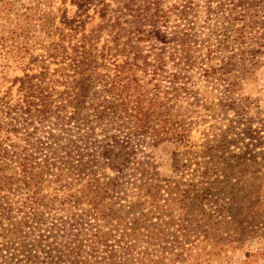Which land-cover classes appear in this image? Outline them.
Returning <instances> with one entry per match:
<instances>
[{
  "label": "rangeland",
  "instance_id": "374dc122",
  "mask_svg": "<svg viewBox=\"0 0 264 264\" xmlns=\"http://www.w3.org/2000/svg\"><path fill=\"white\" fill-rule=\"evenodd\" d=\"M105 2L110 4V10L115 11L123 0ZM207 2L195 0L198 12L194 15L196 17H190L196 23L194 28L200 39L207 38L212 30L210 25L216 26L223 17V11L209 16ZM219 2L211 3L216 8ZM256 2L264 6L262 2ZM143 5L142 0H136L133 12L127 15L128 21H133L132 17ZM178 5H183V1H162V10L170 17L167 26L161 30L168 41L172 40L174 30H180L183 24L172 10ZM100 6L94 1L86 13L79 15L72 0H0V264H20L30 250L26 245L32 244L38 234H46L53 223L63 224L62 218L67 220L72 212L76 213L71 208L75 196H80L89 182L107 191L101 195L100 203L109 216L108 221L98 222L104 233H113L108 240L117 246L115 264H264V229L255 226L243 236L235 234L232 232L234 226L228 224L230 220L219 218L218 213L212 211L216 207L212 206L213 201L220 202L223 207L234 194L240 195L237 188L246 186L241 189L245 192L251 184L264 183V155L261 153L264 149H256L246 169L239 166L238 159L232 158L229 162L236 170H224L229 174L225 179L221 165L210 163L214 162L212 159L208 161V155H215V151L210 152L209 148L229 129L230 120H236L234 110H227L224 105L234 101L235 111L264 121V51L256 64L248 65L247 73H240L238 66L233 75L225 73L222 77L221 72H217L210 81L203 76L201 65L196 63L189 72V84L198 90L197 99L201 104H196L192 98L182 101L173 109L174 116L170 117V121L175 122V132L183 134V138L158 144L149 138L144 141L135 138L132 144L141 143V150L129 161L116 191L107 190L109 180L117 176L111 164L113 161L122 162L123 158H114L119 148L112 154L113 161L102 157L110 137L104 132L106 127L95 122L68 121L67 115L73 113L72 108L63 111L62 117L56 119L52 115L44 122L37 114L33 117L35 107L31 108V116L25 114L27 101L36 100L30 96L37 94V86L47 87L50 78L59 80L66 75L76 76L74 70L79 57L75 46L83 35H91V31L102 22L98 14ZM75 19L77 21H73ZM41 20H50L47 29H41ZM126 25L128 32L130 24ZM95 38L92 39L93 51L99 56V51L110 39L107 29L98 39ZM141 48L146 55L150 44L141 43ZM198 50L195 49L194 53L197 59L206 54L204 48L201 52ZM169 51L164 60L168 73L175 71ZM231 54L230 49L222 51L204 67L218 69L222 60ZM150 57L153 59L152 55ZM124 59L119 57V61ZM99 61L102 60L99 58ZM98 73L105 74L106 71L100 68ZM138 76L142 82L147 80L143 71H139ZM26 77L32 79V90L23 88L22 79ZM213 83L222 85L212 86ZM100 86L95 87L99 89ZM57 89L63 91L64 87ZM33 90L36 91L34 94ZM92 127L94 133L90 130ZM33 132L31 143L36 145L40 142L38 139L44 143L41 145L43 152L34 155L36 161L43 164L45 155L56 151V158L52 159L56 165L36 168L34 173L43 176L41 182L35 184L30 180L31 183L26 185L20 181V166L11 155L26 153L24 147L29 148L26 139L31 138L27 135ZM213 149L218 150L217 147ZM222 154L223 150H220L216 155ZM139 161L144 162L142 167L138 166ZM206 167L210 169L208 179L197 172ZM136 168L139 171H135ZM216 176L222 183L212 185ZM158 185L162 187L160 193L154 190ZM232 187H235L234 191L230 190ZM206 194L211 201H206ZM82 201L80 209H87L88 201ZM33 212L36 214L29 216ZM34 218L39 219L38 225L31 221ZM28 220L32 223L27 225ZM134 222L138 223L135 227L137 237L132 236ZM64 225L66 228L61 226L63 230L57 235L72 239L73 230ZM162 231H165L164 237ZM120 234L127 236L120 239ZM127 245L131 249H127ZM182 247L190 249L189 254L182 258L174 256ZM47 260L48 257L42 255L38 264ZM99 264L105 263L102 260Z\"/></svg>",
  "mask_w": 264,
  "mask_h": 264
},
{
  "label": "trees",
  "instance_id": "16d2710c",
  "mask_svg": "<svg viewBox=\"0 0 264 264\" xmlns=\"http://www.w3.org/2000/svg\"><path fill=\"white\" fill-rule=\"evenodd\" d=\"M72 1L77 6L79 15L86 13L91 4L98 1L101 4L98 14L102 22L91 31V35H83L79 44L75 46L79 57L74 70L76 76L66 75L59 80L50 78L47 87L37 86V94H34L36 91L33 90L35 96H30L36 100L27 101L25 114L29 113L26 115L31 116V108L35 107L33 117L37 114L40 121L44 122L50 120L52 115H55L56 119L62 117L63 111L72 108L73 113L67 115L68 121L73 120L83 124L95 122L99 126L106 127L104 132L110 137L102 157L113 161L112 154L119 148L114 158L121 156L123 158L122 162H112L111 165L117 172V176L109 180L107 190L112 188L116 191L120 177L125 174L129 161L141 150V143L135 146L132 144L135 138L142 141L149 138L156 144L164 140L177 141L183 138V134L175 132L173 128L175 122L170 121V117L174 116L173 109L182 101L192 98L196 104H201L199 98L197 99L198 90L189 84V72L193 70L196 63L201 65L203 76L210 81L217 72H221L222 77H225V73L233 75L238 66L241 68L240 73H247L248 65L256 64L259 55L264 51V6L257 3V0H218L220 2L216 8L211 2L217 0H206L209 1L206 4L208 15L211 16L213 12L220 14L223 11V17L216 26L210 25L212 30L205 39H200L199 33L194 28L196 23L190 20V17L198 12V4L194 3L195 0H182L183 5L174 6L172 10L176 11L183 24L181 28L176 27L180 30H174L170 41L166 40L167 37L162 35L161 31L162 27L167 26L170 18L167 11L161 8L162 1L165 0H142L144 5L137 15L132 17L131 22L128 21L127 15L133 12L136 0H123L115 11L110 10V4L105 0ZM258 1L264 4V0ZM76 19L73 21H77ZM48 23L50 20H41V29H47ZM128 23L130 30L127 32L126 24ZM106 29L110 39L106 41V45L99 51L98 56L97 52L93 51L92 39L95 37L98 39ZM141 43L150 44V51L146 55L143 53ZM120 46H122L121 49ZM202 48L206 50V54L200 53V57L195 58V49L201 52ZM169 49V59L172 60L175 71L168 73L164 60L165 53ZM229 49L232 54L222 60V65L218 69L204 67L210 59ZM119 57L125 59L119 61ZM100 68L106 73H98ZM139 71L144 72L146 81L142 82L143 80L138 76ZM26 79H28L27 82ZM27 83L28 87H26ZM22 84L23 88L33 89L32 79L28 77L22 79ZM97 84L101 85L99 89L95 87ZM226 84L227 88L231 86L229 79ZM221 85V83H213L212 86ZM62 86L64 90L59 91L57 88ZM28 99L29 97H26V100ZM235 106L234 101L224 105L227 110H234L236 120H230L229 129L223 132L219 140L209 148L210 152L215 151V155L213 157L208 155V161L212 159L214 162L210 161V163L218 162L221 165L224 179L229 177L224 170H236V167L229 162L232 158L238 159L239 166L246 169L250 166L248 163L252 161L251 157L256 149H264V121L259 118L245 117L243 113L235 111ZM34 130L37 131V127H34ZM90 130L92 133L95 132L94 127ZM113 131L114 133L110 134ZM27 136L31 138L26 139L29 140L27 141L29 148L24 147L26 153L18 152L11 155V159L15 158L14 160H17L16 163L20 166V181L26 185L31 182L35 184L41 182L43 176L40 177V174L34 173L36 168L56 165V161L52 160L56 158V151L51 155L46 154L43 164L36 161L34 155L43 152L41 145L44 143L41 139H38L40 142L36 145L31 143L34 132ZM215 147L218 150H214ZM220 150H223V154L217 156ZM261 153L264 155V150ZM137 164L142 167L144 162L139 161ZM135 171H139L138 168ZM209 171L207 167L203 171L197 170L206 179L210 178ZM143 175L144 172L141 177ZM220 183L222 182L216 176L212 185ZM161 188L158 185L154 190L160 193ZM244 188H237L236 191L240 195L234 194L228 199L230 202L225 203L223 207L218 201L212 202V206H216L212 211L218 213L219 218H224L226 221L229 219L228 224L234 226L232 232L235 234L237 232L241 236L255 226L264 229V183L251 184L245 192L241 191ZM104 189L89 182L86 190H83L80 196H75L71 208L76 213L72 212L67 216V220L62 218L63 224L53 223L49 230L45 231L46 234H38L32 244L26 245V248L30 250L29 253L24 254V260L20 264H38L42 255L48 257L43 264H65V262L66 264H99L102 260L105 264H115L117 246L109 243L108 240L113 233H104L98 222L108 221L109 217L102 210L103 206L100 203L101 195L107 192ZM234 189L235 187L230 188L233 191ZM208 190H210L209 187ZM205 198L207 202L211 201L207 194ZM82 200L88 201L87 209H80ZM78 211L81 213H77ZM35 214L33 212L29 216ZM31 221L36 225L39 224V219L34 218ZM32 222L26 221L27 225ZM64 224L69 225L73 230L72 239H62L57 235L59 231L66 228ZM136 226L138 223L134 222L132 236L135 237H137ZM161 235L164 237L165 231H162ZM124 236L127 234H120V239H124ZM126 248H130L129 245ZM187 251L189 252L190 249L182 247L181 252L174 256L182 258L184 254L187 255ZM12 261L13 259L10 262Z\"/></svg>",
  "mask_w": 264,
  "mask_h": 264
}]
</instances>
